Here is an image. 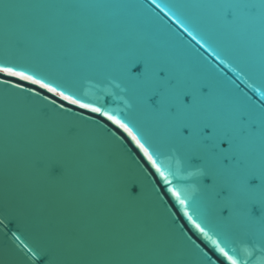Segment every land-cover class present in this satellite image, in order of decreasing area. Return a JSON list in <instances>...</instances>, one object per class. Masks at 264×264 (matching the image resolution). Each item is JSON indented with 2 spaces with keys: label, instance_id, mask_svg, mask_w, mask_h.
I'll list each match as a JSON object with an SVG mask.
<instances>
[{
  "label": "water",
  "instance_id": "1",
  "mask_svg": "<svg viewBox=\"0 0 264 264\" xmlns=\"http://www.w3.org/2000/svg\"><path fill=\"white\" fill-rule=\"evenodd\" d=\"M212 2L0 0V61L126 116L147 137L165 175L175 173L170 186L188 197L186 206L171 197L131 138L105 117L10 78L31 91L0 84V212L10 217L0 226V264H28L22 243L45 247L56 264H220L186 208L198 213L193 219L206 231L204 221L238 246L256 239L217 223L218 204L206 187L211 179L191 176L187 164L178 168L183 150L119 71L129 57L143 56L166 65L178 81L202 86L207 114L219 124L227 126L238 113L258 118L264 107L260 33L243 22L225 27L213 8L198 6ZM245 147L261 151L258 138Z\"/></svg>",
  "mask_w": 264,
  "mask_h": 264
},
{
  "label": "snow or ice",
  "instance_id": "2",
  "mask_svg": "<svg viewBox=\"0 0 264 264\" xmlns=\"http://www.w3.org/2000/svg\"><path fill=\"white\" fill-rule=\"evenodd\" d=\"M152 2L155 3L156 0ZM198 6L213 8L225 27L243 22L251 29H258L261 49L264 52V0H213L210 4ZM156 7L161 5L157 4ZM164 7L172 11L169 5ZM172 15L184 26L185 31L196 39V35H193L194 29L176 12H172ZM197 43H200V40H197ZM213 51L215 52V49ZM217 56L219 57V53ZM119 71L121 77L136 90L141 102L159 118L169 140L178 146V150H183L185 158L178 162V168L187 164L194 169L190 173L191 176L211 179L212 184L206 187L211 189L212 199L218 204V209L228 213L221 216L218 210L217 223L231 231L242 229L246 234L250 232L256 237L254 241L238 246L229 238L228 232L217 231L212 224L204 221L208 224L206 231L201 223H196L193 219V215L198 213L194 211L189 214L186 208L184 214L187 219L218 250L220 264H264V107L258 110V118L238 113L230 124L223 126L207 114L204 103L206 93L202 86L178 81L168 74V69L163 63L143 56H132L122 62ZM0 74L4 77L0 79V84L11 85L23 91L31 89H25L19 82L38 85L40 89L54 93L70 105L105 117L131 138L155 173L169 185L167 192L171 197L181 206L187 205L188 197L177 187L170 186L172 182L169 176H174L175 173L170 171L165 175L163 166L154 158L155 150L150 151V147L146 146L149 143L147 137L126 116L120 118L95 103H84L75 95L58 91L57 87L51 86L43 78H37L30 70L21 69L9 60L0 61ZM10 78H16L19 82L11 84ZM44 99L47 100V97ZM52 103L55 104V101ZM60 107L63 108V105ZM256 138L261 143L258 155L245 147ZM193 161L199 163H192ZM130 191L135 195L137 189L133 186ZM5 221L10 222V217L0 212V226H6ZM210 232L220 239H213L209 235ZM15 239L20 240V237L16 236ZM192 247L207 260L205 254L195 245ZM20 250L25 253L28 264H56L55 258L45 247L22 243ZM176 264L183 262L177 260ZM208 264L211 262L208 261Z\"/></svg>",
  "mask_w": 264,
  "mask_h": 264
}]
</instances>
